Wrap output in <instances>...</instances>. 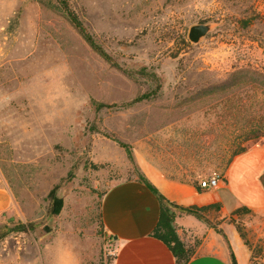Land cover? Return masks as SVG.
I'll list each match as a JSON object with an SVG mask.
<instances>
[{
  "label": "rangeland",
  "instance_id": "rangeland-1",
  "mask_svg": "<svg viewBox=\"0 0 264 264\" xmlns=\"http://www.w3.org/2000/svg\"><path fill=\"white\" fill-rule=\"evenodd\" d=\"M64 1L117 66L58 0H0V172L14 199L0 233L35 225L0 241V264H111L101 198L136 178L139 159L199 182L223 176L235 151L264 146V135L246 140L264 133V0ZM199 23L210 30L194 44L187 33ZM248 214L201 215L247 235ZM252 248L264 264V242Z\"/></svg>",
  "mask_w": 264,
  "mask_h": 264
},
{
  "label": "crops",
  "instance_id": "crops-1",
  "mask_svg": "<svg viewBox=\"0 0 264 264\" xmlns=\"http://www.w3.org/2000/svg\"><path fill=\"white\" fill-rule=\"evenodd\" d=\"M139 171L168 203L183 208L219 205L223 217L245 207L249 211L246 239L250 245L264 242V146H255L235 156L216 189L199 188V182L167 177L157 166L138 160ZM14 199L0 172V215L13 212ZM102 230L112 242L111 264H175L171 251L151 236L159 202L142 183L134 179L116 182L104 192L99 208ZM205 215L178 211L174 224L178 237L194 252L187 264H251V251L236 227L223 220L213 227ZM220 230L221 233L217 232ZM58 264H77L72 259Z\"/></svg>",
  "mask_w": 264,
  "mask_h": 264
},
{
  "label": "trees",
  "instance_id": "trees-1",
  "mask_svg": "<svg viewBox=\"0 0 264 264\" xmlns=\"http://www.w3.org/2000/svg\"><path fill=\"white\" fill-rule=\"evenodd\" d=\"M58 2H59V6L62 12L64 13L66 19L72 25V27L77 31L79 36L88 45V47L93 52H95L101 59H103L105 62H107L111 66L116 67L117 65L112 61L111 57L95 42L93 37L86 31V29L83 27L82 23L77 18L75 13L68 7L67 3L64 0H58ZM238 22L241 23L243 27L246 28L250 26L253 21L250 16H247V17L242 16V18L239 19ZM147 98H148V95H142L136 100L147 99ZM95 105L99 106V104H95ZM263 135L264 133L262 132L257 133L256 131L255 133H252L251 135H247L246 140L258 138ZM245 151H246L245 148H241L235 151L231 157L234 158L235 156L240 155L244 153ZM231 161L232 160L229 161L227 167L229 166ZM135 179L139 181L140 183H142L149 191H151L159 202V216H158L157 223L151 232V236L161 241L171 251L173 257L175 258V264H187V262L190 260L191 256L193 255L194 248L186 247L184 243L178 237L176 233V229H175V224H174L176 213L178 211L189 212V213L195 214L197 217H201L202 213L210 209L219 210L220 206L215 204V205H210V206L202 207V208H196V207L183 208L173 203H168L165 200V198L159 193V191L151 184V182L140 171L137 173V176ZM263 179L264 178L262 175L261 183L264 187ZM198 186L199 188H201L199 184ZM56 189L57 187L54 186L48 193V199L50 201V206H49L47 213L52 216H56L60 213V210L63 204L62 199L56 195ZM240 213L248 214L249 211L245 207H241L231 212V215H240ZM204 221L207 225L213 227L208 221L206 220ZM235 227L238 233L240 234L241 238L244 240L245 244L251 251V264H253V259L256 256L255 255L256 251H254V248H252L253 246L250 245V243L246 239V234L242 232L239 228H237V226ZM34 229H35V225L33 223L20 224L15 229H8L7 231L0 233V241L3 238H5L13 230H15L16 232H21V233L26 234V233L33 231ZM217 232L221 233L220 230H217ZM231 264H237L232 254H231Z\"/></svg>",
  "mask_w": 264,
  "mask_h": 264
},
{
  "label": "water",
  "instance_id": "water-1",
  "mask_svg": "<svg viewBox=\"0 0 264 264\" xmlns=\"http://www.w3.org/2000/svg\"><path fill=\"white\" fill-rule=\"evenodd\" d=\"M210 30V25L205 23L195 24L189 27L187 38L191 43L197 44Z\"/></svg>",
  "mask_w": 264,
  "mask_h": 264
},
{
  "label": "built area",
  "instance_id": "built-area-1",
  "mask_svg": "<svg viewBox=\"0 0 264 264\" xmlns=\"http://www.w3.org/2000/svg\"><path fill=\"white\" fill-rule=\"evenodd\" d=\"M221 181H222V176L217 173H213L207 179L199 181V185L202 189L212 190V189H216L221 183Z\"/></svg>",
  "mask_w": 264,
  "mask_h": 264
}]
</instances>
